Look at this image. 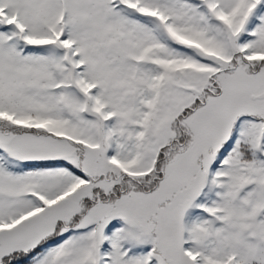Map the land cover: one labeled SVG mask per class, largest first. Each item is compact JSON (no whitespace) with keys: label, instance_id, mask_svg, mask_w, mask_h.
<instances>
[{"label":"snow or ice","instance_id":"snow-or-ice-1","mask_svg":"<svg viewBox=\"0 0 264 264\" xmlns=\"http://www.w3.org/2000/svg\"><path fill=\"white\" fill-rule=\"evenodd\" d=\"M0 264H264V0H0Z\"/></svg>","mask_w":264,"mask_h":264}]
</instances>
